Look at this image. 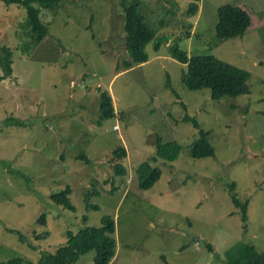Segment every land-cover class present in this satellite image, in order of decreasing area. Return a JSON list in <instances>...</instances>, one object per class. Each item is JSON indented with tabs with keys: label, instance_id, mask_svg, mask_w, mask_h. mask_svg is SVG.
<instances>
[{
	"label": "rangeland",
	"instance_id": "374dc122",
	"mask_svg": "<svg viewBox=\"0 0 264 264\" xmlns=\"http://www.w3.org/2000/svg\"><path fill=\"white\" fill-rule=\"evenodd\" d=\"M142 2L163 41L157 51L147 43V60L125 68L119 0H63L55 13L42 9L48 33L35 46L25 7L0 0V44L12 48L14 68L0 77V264L13 256L37 264L41 251L66 243L68 230L98 226L103 215L115 222L117 254L109 264H224L237 241L264 251V0H200L196 15L188 12L190 0ZM222 3L250 15L242 36L217 38ZM173 44L248 69L250 90L215 99L210 87L189 88L187 64L170 54ZM101 89L111 93L116 113L98 124ZM187 114L210 131L213 156L191 155L200 128ZM157 137L181 145L176 160H153ZM118 146L126 148L124 158L112 154ZM144 161L163 172L140 188L135 168ZM231 181L248 201L246 231ZM67 183L76 211L50 198ZM94 188L99 193L89 202L98 208H87L85 192ZM42 212L45 225H38ZM41 233L47 237L36 238ZM93 255L75 264H93Z\"/></svg>",
	"mask_w": 264,
	"mask_h": 264
},
{
	"label": "trees",
	"instance_id": "16d2710c",
	"mask_svg": "<svg viewBox=\"0 0 264 264\" xmlns=\"http://www.w3.org/2000/svg\"><path fill=\"white\" fill-rule=\"evenodd\" d=\"M6 3H17L26 9V22L32 45L40 43L48 33L46 24L40 17L42 9L53 12L58 9L63 0H5ZM200 0H190L188 12L190 15H196L199 10ZM120 7L124 13V45L128 57L123 59L125 68L132 64L144 62L147 60V43H151L155 51L159 50L163 41L157 35L156 27H151L146 22V17L141 12L142 0H119ZM218 20L215 24V33L217 38L225 40L231 37L242 36L251 25V17L239 6L232 3H222L217 7ZM170 54L187 64V69L182 74L184 83L191 89H200L210 87L212 97L217 99L221 95L236 96L247 93L250 90L248 79L250 71L246 68L236 66L230 62L220 59L214 54H189L185 49L177 44L170 46ZM0 64L3 73L0 77L3 79L13 74V50L10 46L0 44ZM172 85L170 77H167V86ZM175 90V89H174ZM179 94V93H178ZM99 114L100 124L102 118H111L115 115V108L112 102V95L107 89H101L99 93ZM192 121L196 128H200L199 137L194 140L191 148V155L195 158L213 156L215 153L213 144L210 140V131L201 129L197 118L187 114L185 121ZM181 145L176 141L164 142L161 137L156 140L157 158L174 161L178 158ZM117 158L126 156V148L118 146L112 151ZM78 159L88 162V158L81 153ZM115 171L120 174L126 173V167L123 164L115 163ZM138 186L147 188L161 177L162 168L159 165H151L150 162H141L135 168ZM16 174L29 179L28 176L20 170ZM235 181L230 182L232 191L231 199L235 207L241 210V220L243 230L247 228V206L248 201H241L234 191ZM73 187L67 183L63 188L53 191L50 198L54 203L64 208L76 211V205L71 199ZM85 204L87 208H98L96 204L89 202V197L98 194L94 188L92 194L85 192ZM46 213L42 212L37 217L35 223L45 225ZM83 221L86 216H82ZM10 233L15 234L20 242H25V236L18 229L7 228ZM115 222L109 215H103L98 226L86 225L79 230H68L67 241L58 246L53 252L41 251L37 264H75L82 255L89 251H94L93 264H109L116 255ZM46 233L36 235L38 239H45ZM213 249L212 244H208ZM31 248L34 246L30 245ZM224 264H264V251H260L254 244L245 241H237L229 247L225 253ZM1 264H34L31 260H26L21 256H13Z\"/></svg>",
	"mask_w": 264,
	"mask_h": 264
},
{
	"label": "crops",
	"instance_id": "0c3cea01",
	"mask_svg": "<svg viewBox=\"0 0 264 264\" xmlns=\"http://www.w3.org/2000/svg\"><path fill=\"white\" fill-rule=\"evenodd\" d=\"M111 94V93H110ZM117 254V253H116ZM116 256V255H115ZM115 258V257H114Z\"/></svg>",
	"mask_w": 264,
	"mask_h": 264
}]
</instances>
